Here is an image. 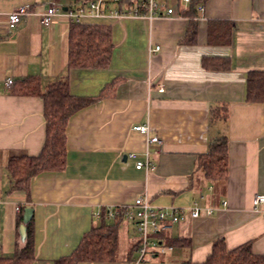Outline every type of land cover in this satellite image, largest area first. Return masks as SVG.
I'll list each match as a JSON object with an SVG mask.
<instances>
[{"label": "crops", "instance_id": "0c3cea01", "mask_svg": "<svg viewBox=\"0 0 264 264\" xmlns=\"http://www.w3.org/2000/svg\"><path fill=\"white\" fill-rule=\"evenodd\" d=\"M79 1L0 0V257L23 245L27 208L33 209V264H55L100 224L96 214L140 196L186 211L180 224L159 236L162 249L143 264L201 263L220 239L228 249L250 242L264 254V203L253 204L264 194V103L246 99L248 73L264 71V0H170L173 16L88 18L81 23L110 27V62L72 67L73 21L65 11ZM23 4L31 5V13L10 27L8 14ZM49 6L61 11L48 26L38 13ZM157 45L161 49L150 53ZM27 77L36 78L42 91L65 79L75 96H102L71 116L66 167L33 177L29 197L10 191L8 173L12 157L38 155L46 139L44 99L23 92ZM219 107L227 108V118L212 120V108ZM137 125L150 130L142 133ZM223 134L227 175L211 180L199 158ZM154 136L161 142L150 141ZM146 160L149 167L137 168ZM195 202L202 211L192 218ZM118 233L114 261L79 264H133L134 223L124 218Z\"/></svg>", "mask_w": 264, "mask_h": 264}, {"label": "trees", "instance_id": "16d2710c", "mask_svg": "<svg viewBox=\"0 0 264 264\" xmlns=\"http://www.w3.org/2000/svg\"><path fill=\"white\" fill-rule=\"evenodd\" d=\"M191 10L183 11L186 15ZM219 35L218 37H223ZM190 38L189 41H192ZM111 29L100 24L73 22L70 37L69 65L74 67H106L112 52ZM223 67V66H222ZM23 92L43 97L45 103L46 139L36 156L12 157L8 164L11 179L10 191L24 190L30 195L31 179L46 171H62L67 164V125L71 116L81 108L100 99L75 96L70 93L67 80L51 83L46 91L40 89L36 78L23 80ZM246 99L252 103H264V71H251L247 76ZM227 108H212L211 119H226ZM206 177L222 180L228 170V137L223 134L210 140L209 150L200 156L199 165ZM118 213L113 222L101 215L100 224L86 232L74 251L56 260L55 264H79L81 262L114 261L119 248L118 225L124 219ZM35 256L33 219L26 224L23 245L11 257H0V264H33ZM183 264H264V254H256L250 242L228 249L223 239L215 242L211 254L204 262Z\"/></svg>", "mask_w": 264, "mask_h": 264}, {"label": "built area", "instance_id": "2783aa9c", "mask_svg": "<svg viewBox=\"0 0 264 264\" xmlns=\"http://www.w3.org/2000/svg\"><path fill=\"white\" fill-rule=\"evenodd\" d=\"M190 2V0H184ZM200 11L204 10V6L199 7ZM61 8L57 6H49L41 10L38 15L44 25H52L55 18L60 14ZM31 13V5L23 4L15 8L8 14L10 27L17 26L23 17ZM65 14L76 23H81L88 18H103L107 16L120 18L124 16H145L148 18L173 16L176 15V7L171 5L170 0H80L70 5ZM161 49L159 45L150 49V53H156ZM14 81L9 78L5 81L7 87H11ZM163 91V88H160ZM137 131L147 134L149 126L137 125ZM152 142L160 143L158 136L150 139ZM147 154L149 151L147 150ZM135 158L134 153L130 154ZM143 166L149 167V162L138 161L137 168ZM226 204V202H223ZM264 203V194H257L253 198V204L257 208ZM20 210V207L17 208ZM201 207L197 202L189 209V215L196 218L201 215ZM212 209H207L206 213L210 215ZM118 213H122L124 217L134 223L136 230L137 257L133 264H143L147 256L157 250L162 249L159 242V236L174 229L180 224L186 215L183 208L176 207H159L150 201L148 197H137L132 204L119 206L114 210H108L106 217L114 218ZM100 218V213L96 214Z\"/></svg>", "mask_w": 264, "mask_h": 264}, {"label": "water", "instance_id": "95a60500", "mask_svg": "<svg viewBox=\"0 0 264 264\" xmlns=\"http://www.w3.org/2000/svg\"><path fill=\"white\" fill-rule=\"evenodd\" d=\"M33 214L32 208H27L24 215V223L25 225L22 226V233H23V239L25 238V231H26V224L31 220Z\"/></svg>", "mask_w": 264, "mask_h": 264}]
</instances>
